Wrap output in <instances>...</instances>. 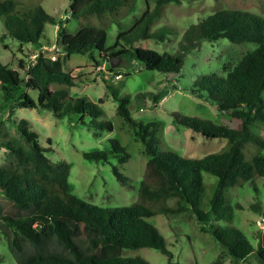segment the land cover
Wrapping results in <instances>:
<instances>
[{"label":"trees","instance_id":"obj_1","mask_svg":"<svg viewBox=\"0 0 264 264\" xmlns=\"http://www.w3.org/2000/svg\"><path fill=\"white\" fill-rule=\"evenodd\" d=\"M69 1L70 17L95 16L103 25L109 24L112 15L123 14L124 9L129 10L135 4V0ZM147 1L150 6L135 15L128 27L119 29L114 42L106 46L103 27L87 23L69 32L64 19L52 15L41 4L0 0V18L6 32L19 42L18 50L23 43L38 50L34 60L26 59L29 54L19 57L15 68L0 61V95L18 107L46 108L56 117L67 113L87 115L80 122L92 128L94 134L111 131L112 122L99 118L103 97L93 101L70 95L71 86L88 79L64 70L63 63L71 53L86 54L96 64L107 53L118 54L124 60L140 62L145 69L179 74L186 54L201 39L224 37L234 43L254 42L256 46L232 65L224 64L223 74L211 72L194 78L190 90L196 97L215 104L219 111L238 119L239 125L171 110L176 124L208 138H225L226 142L220 149L201 156H185L173 149L159 151L157 143L161 140L153 131L155 121L134 119L128 102L131 97L148 96L155 106L165 94L151 90L120 94V80L113 84L104 79L106 91L117 101V113L134 127L147 159L135 200L124 205L100 206L71 191L70 163L50 160L49 146L39 143L26 118L12 119L19 138L0 140V148L13 155L9 164L0 165V195L14 203L18 212H5L0 205V234L16 264H152L140 255L124 252L141 247L160 251L167 264H179L172 259L164 236L149 217L185 212L192 214L200 228L210 233L233 259L243 260L254 254L264 264V244L255 247L236 225L214 223L231 221L234 210L241 208L239 203L231 202L226 189L248 184L257 190L256 179L264 177V17L249 10L219 8L188 24L174 50L157 51L136 42L150 37L164 40L168 33H173L172 26L151 30V24L167 4L181 0ZM115 21L119 28L124 26L118 18ZM46 24L57 26L54 58L41 51L50 41L43 33ZM30 90L37 91L36 98L29 94ZM50 143L48 138L47 144ZM109 143L108 149L82 151V155L104 162L113 156L118 163L125 162L129 157L125 146L114 137L109 138ZM111 169L122 186H133L117 164L112 163ZM202 171L216 176L206 209L199 206L204 191ZM250 206L264 215V207L258 203ZM210 264L221 262L214 259Z\"/></svg>","mask_w":264,"mask_h":264},{"label":"rangeland","instance_id":"obj_2","mask_svg":"<svg viewBox=\"0 0 264 264\" xmlns=\"http://www.w3.org/2000/svg\"><path fill=\"white\" fill-rule=\"evenodd\" d=\"M25 5L41 4L46 11L56 17L64 19V25L69 32L87 23L106 29V46L111 45L119 29H125L132 23L135 15L150 6L147 0H135L134 6L124 13L112 15L109 24L103 25L95 17L72 18L68 14L69 0H20ZM219 8L249 10L264 17V0H181L180 3L171 2L166 5L163 12L152 22L151 30L163 26L174 27L173 33H168L164 40L155 38L140 39L136 45L153 48L157 51H172L176 48L183 29L192 22H197ZM124 24L119 28L118 22ZM113 20V21H111ZM57 26L46 24L44 37L49 39V49H56L55 42ZM41 40L44 41L42 36ZM19 42L12 38L5 30L0 18V61L7 67H17V59L26 57L31 59L35 48L32 44L23 43L18 50ZM254 42L234 43L227 38L220 37L216 40L201 39L198 46L189 51L179 74L162 73L155 69H145L140 62L122 57L117 67L109 65L110 53L105 54L100 64H96L88 55L71 53L64 61L63 68L72 75L87 76V80L70 87L73 97H85L96 101L103 97L100 104L102 113L100 119H108L113 124V129L101 130L94 134V130L83 125L80 120H86L87 115L67 113L56 117L50 110L37 107H18L15 103L0 95V140L16 137L19 138L12 119L26 118L29 128L38 135V141L43 146H49L47 156L52 161H66L70 163L68 181L71 191L80 198L96 203L100 206H116L129 204L137 196V185L142 177L147 155L144 145L136 136V131L129 122L117 113V101L112 98L110 91H106L107 79L110 83L117 84L120 94L146 91H162L165 95L158 100L157 105H152L148 96L141 98L131 97L128 107L131 116L136 120L155 121L154 133L161 142L157 143L159 151L173 149L185 156H201L208 152L220 149L226 142L225 138H208L174 122L171 110L183 114L198 115L210 118L215 122L226 123L230 126L239 125V120L232 118L227 113L219 111L215 104L198 98L190 90L194 78L206 74H223L224 64L232 65L245 52L252 50ZM118 55V54H115ZM100 58V56H99ZM120 74L114 77L115 74ZM29 94L36 98L37 91L30 90ZM117 138L129 152L128 159L118 163L116 158L109 156V161L88 160L83 157L82 151L110 148L109 138ZM50 144H47V139ZM22 140V139H20ZM13 159L6 149L0 148V165H7ZM117 164L120 171L130 177L132 187L122 186L115 178L111 164ZM204 191L199 202L203 209L208 208V200L216 183V176L207 171H202ZM264 177L256 179L257 190L248 184L234 186L226 189L231 202H237L241 208L234 210L231 221L218 220L214 223L225 225L233 224L240 228L250 242L257 247L264 244V215L260 210L251 208L252 203L264 207ZM0 205L5 212L17 213L18 208L14 203L0 195ZM149 221L157 226L166 240L167 248L171 251L173 260L179 264H210L218 259L221 264H260L254 254L246 259H233L228 252L211 236L210 233L200 228L194 216L188 212L178 214H155ZM126 254L140 255L152 264H167L166 256L160 251L141 247L126 249ZM0 264H16L7 250L4 237L0 234Z\"/></svg>","mask_w":264,"mask_h":264},{"label":"built area","instance_id":"obj_3","mask_svg":"<svg viewBox=\"0 0 264 264\" xmlns=\"http://www.w3.org/2000/svg\"><path fill=\"white\" fill-rule=\"evenodd\" d=\"M42 52H49L51 57L54 58L55 57V54L53 53L52 49H49L48 46H43L42 49H41ZM36 54H38V50H34V53L31 54V59L30 60H34ZM120 74H115L114 77H118Z\"/></svg>","mask_w":264,"mask_h":264},{"label":"water","instance_id":"obj_4","mask_svg":"<svg viewBox=\"0 0 264 264\" xmlns=\"http://www.w3.org/2000/svg\"><path fill=\"white\" fill-rule=\"evenodd\" d=\"M120 59H121V56L120 55H111L109 57V65L112 67V68H115L118 66L119 62H120ZM172 72H170L169 74H171Z\"/></svg>","mask_w":264,"mask_h":264}]
</instances>
